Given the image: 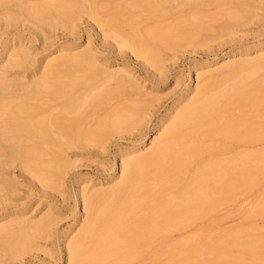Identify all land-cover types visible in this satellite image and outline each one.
<instances>
[{
	"label": "bare ground",
	"instance_id": "1",
	"mask_svg": "<svg viewBox=\"0 0 264 264\" xmlns=\"http://www.w3.org/2000/svg\"><path fill=\"white\" fill-rule=\"evenodd\" d=\"M214 5L222 8L205 11ZM261 11L264 0H0V264H23L55 236L50 202L34 209L14 196L58 189L74 150L106 151L112 134L132 130L109 180L79 183L85 217L51 264H124L141 252L149 264H264V237L217 239L201 228L206 218L217 223V200L264 182V37L250 46L234 36ZM218 19L229 35L218 48L229 49L191 68L196 81L154 125L155 87L144 89L127 62L100 57L90 36L70 41L91 26L102 45L165 76V50ZM253 215L264 217V195ZM229 247L249 251L251 262Z\"/></svg>",
	"mask_w": 264,
	"mask_h": 264
},
{
	"label": "rangeland",
	"instance_id": "2",
	"mask_svg": "<svg viewBox=\"0 0 264 264\" xmlns=\"http://www.w3.org/2000/svg\"><path fill=\"white\" fill-rule=\"evenodd\" d=\"M213 7V5H212ZM222 7L214 5V8H206V12H216ZM212 9V10H211ZM263 18L256 23L248 24L237 28L238 33L234 35L240 39L239 43L246 45H255L264 37V11H261ZM225 19H218L213 23L211 28H207L201 31V33L195 35L190 41L181 43L180 47L174 50H165V56L168 59L164 65L166 70L165 76H155L151 74L144 66L139 64L138 60L132 56V54L117 55L111 47L104 46L101 43V39L97 35L96 31L91 26L83 24L84 30L80 32L81 37H77L72 43L79 42L85 44L88 36L94 42V48L100 50L99 56L108 59L110 64L117 62H127L134 69L136 75L142 81L144 89L148 91L155 87L154 93H151L154 97H161L157 100L151 109V125H154L158 120L172 108V104L178 98V96L187 89L189 83L196 81L195 72H192L193 78L190 77V70L197 64H202L207 60H212L214 54H221L222 49L227 51L229 45L218 48V43L229 38L226 31L218 30L220 25L224 23ZM50 38L53 41L65 42L66 37L58 35V32L52 33ZM212 37V38H211ZM204 38V39H203ZM208 38V39H207ZM210 39L211 45L214 43V48L205 46L206 40ZM213 41H212V40ZM186 45H185V44ZM204 45L202 46V44ZM184 44V45H182ZM201 44V45H200ZM36 48L42 50V45L36 42ZM178 50V51H177ZM169 51V52H168ZM218 51V52H216ZM168 53V54H167ZM176 53V54H175ZM164 56V57H165ZM29 73L27 72V75ZM145 79H148L146 82ZM179 79L180 84L176 85L175 81ZM136 97V96H134ZM110 105V103H109ZM108 105V106H109ZM104 112V110H102ZM100 111L98 114H103ZM96 116V115H95ZM129 132V131H128ZM134 132V134H131ZM129 133L112 134L106 141V151L101 152L99 149L93 146H89L81 149L74 150L72 159H76V163L67 169V174L61 179V184L58 189H49L47 193L40 194L38 191L26 192L22 191L20 194L14 196V202L16 204L24 205L27 207L36 208L40 207L44 200L50 202L54 207L55 224L53 235L50 238L39 240V243L45 251L53 254V258H49L45 251H32L26 255V259L23 264H51L55 262L61 254V243L63 234L68 232L71 227L77 228L85 217L82 200L76 197V191L79 189V183L87 180H92V184L99 186L100 182H107L110 174L114 169L118 168L119 154L123 152L127 146L131 145V139L134 135H138V130H132ZM150 143L147 144V146ZM73 152V151H72ZM223 162H220L222 164ZM115 164V165H114ZM113 167V168H112ZM90 184V185H92ZM45 195V196H44ZM264 195V182L257 189L249 192L246 195L240 197L226 196L224 201L217 200V223H213L207 218L201 224L202 232L211 237L221 238L228 234H232L236 240L240 239H254L264 237V217L253 215V211L258 205L260 199ZM43 196V198H41ZM41 204V205H40ZM42 208V206H41ZM37 211H34L31 216L37 218L40 216ZM163 246L158 245L156 249L160 250ZM155 249V248H154ZM231 253L241 256L247 262H251L252 255L249 251L241 247H229ZM121 256V255H118ZM144 258L146 259L144 261ZM150 254L147 252H141L140 257L126 262L124 264H149L148 260ZM66 258H64L60 264H66Z\"/></svg>",
	"mask_w": 264,
	"mask_h": 264
}]
</instances>
